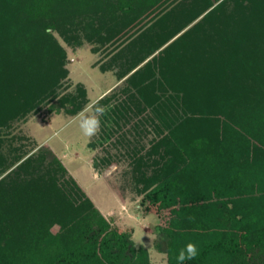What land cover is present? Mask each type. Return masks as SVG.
I'll list each match as a JSON object with an SVG mask.
<instances>
[{
    "label": "trees",
    "instance_id": "trees-1",
    "mask_svg": "<svg viewBox=\"0 0 264 264\" xmlns=\"http://www.w3.org/2000/svg\"><path fill=\"white\" fill-rule=\"evenodd\" d=\"M56 34L111 46L100 68L123 85L93 104L91 145L132 144L136 206L156 215L165 264L190 242L184 264H264V0H0V264H153L49 145L15 143L41 105L75 116L89 102L82 84L65 90Z\"/></svg>",
    "mask_w": 264,
    "mask_h": 264
},
{
    "label": "rangeland",
    "instance_id": "rangeland-1",
    "mask_svg": "<svg viewBox=\"0 0 264 264\" xmlns=\"http://www.w3.org/2000/svg\"><path fill=\"white\" fill-rule=\"evenodd\" d=\"M56 35L67 49L69 77L65 88L69 87L64 89L73 90L82 84L87 90L89 102L77 117L63 111L59 114L49 113L48 106L41 105L30 112L25 120L15 122L12 131L20 136L15 143L25 144L28 149L49 145L101 212L119 228L130 229L136 246L142 245L148 249L153 264H165L167 256L154 247V225L158 219L155 214H146L143 207L136 206L141 195L132 182L134 155L126 154L132 144L115 143V135L104 145L93 147L91 143L100 136V126L99 131L91 136L86 135L81 127L86 119L97 116L93 104L109 91L123 85L124 79L117 80L112 72L113 75L100 68L111 55V46L94 51L93 44L88 41L82 45H70L59 34ZM129 127L130 124L126 129ZM153 135L150 132L140 137L132 131L128 133L132 143L144 147V150L151 145ZM109 154L113 162L95 169L93 160ZM53 229L57 230L58 226Z\"/></svg>",
    "mask_w": 264,
    "mask_h": 264
},
{
    "label": "clouds",
    "instance_id": "clouds-1",
    "mask_svg": "<svg viewBox=\"0 0 264 264\" xmlns=\"http://www.w3.org/2000/svg\"><path fill=\"white\" fill-rule=\"evenodd\" d=\"M97 116L91 117L90 119H86L81 127L86 135H94L99 131L100 121L99 115H103V109L97 108ZM199 255V250L197 245L194 243H188L185 245L183 249L180 250L176 259L178 264H184L186 260H194Z\"/></svg>",
    "mask_w": 264,
    "mask_h": 264
},
{
    "label": "crops",
    "instance_id": "crops-1",
    "mask_svg": "<svg viewBox=\"0 0 264 264\" xmlns=\"http://www.w3.org/2000/svg\"><path fill=\"white\" fill-rule=\"evenodd\" d=\"M109 72H110V71H109ZM110 73H111V72H110ZM111 74H112V73H111ZM112 75H113V74H112ZM113 76H114V75H113ZM106 90H108V88H106ZM106 90H105V91H106ZM77 116H78V115H75V117H77Z\"/></svg>",
    "mask_w": 264,
    "mask_h": 264
}]
</instances>
